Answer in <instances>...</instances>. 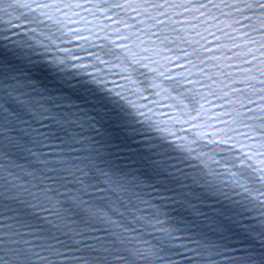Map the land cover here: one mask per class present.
Segmentation results:
<instances>
[{"label": "snow or ice", "instance_id": "snow-or-ice-1", "mask_svg": "<svg viewBox=\"0 0 264 264\" xmlns=\"http://www.w3.org/2000/svg\"><path fill=\"white\" fill-rule=\"evenodd\" d=\"M0 7V264H264V0Z\"/></svg>", "mask_w": 264, "mask_h": 264}, {"label": "water", "instance_id": "water-1", "mask_svg": "<svg viewBox=\"0 0 264 264\" xmlns=\"http://www.w3.org/2000/svg\"><path fill=\"white\" fill-rule=\"evenodd\" d=\"M4 15L3 8L0 7V24L3 23L2 17ZM9 15H11L9 13ZM15 24V21H12ZM36 38L46 42L47 46L54 47V41L57 39L55 33H51L49 29H41L40 32L35 33ZM49 35H51V40H49ZM63 43V42H61ZM66 47L67 45H62ZM6 56L9 62H14V57L11 55H7L3 50H0V58ZM42 77H45L49 80V82L54 83L50 77L47 76V73L41 72L39 73ZM113 75H121L120 73L113 72ZM115 85V90L120 92L122 96H124L125 100L128 101L130 106H133L136 111L141 112L146 117H150L151 122L159 125L160 127H168L170 131L173 132L174 135L182 136L186 133V129L179 123L169 124L167 118L171 117L173 120H176L177 117L173 115L172 112L167 111V103L163 100H159L156 96L153 95H145L141 90V85L138 81H136L135 77L126 76L123 81L117 80L112 82ZM156 92L155 89L152 90ZM156 95H162V93L156 92ZM120 117H113L112 120L107 122V127L112 130V135L114 139L119 140L121 143L128 144L133 143L132 139L125 135L122 132L124 125L120 123ZM135 143H142L141 141H135ZM106 153H101L100 159L106 163L116 167L119 165L116 164L115 161L106 159ZM145 214L151 216L152 212L148 209H145Z\"/></svg>", "mask_w": 264, "mask_h": 264}]
</instances>
